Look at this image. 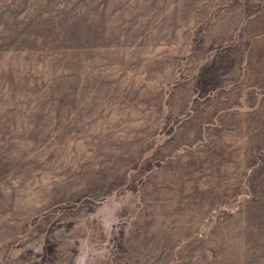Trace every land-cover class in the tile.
Returning <instances> with one entry per match:
<instances>
[{
    "label": "rangeland",
    "instance_id": "rangeland-1",
    "mask_svg": "<svg viewBox=\"0 0 264 264\" xmlns=\"http://www.w3.org/2000/svg\"><path fill=\"white\" fill-rule=\"evenodd\" d=\"M0 264H264V0H0Z\"/></svg>",
    "mask_w": 264,
    "mask_h": 264
}]
</instances>
